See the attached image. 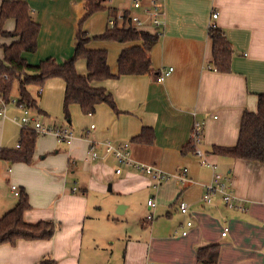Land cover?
<instances>
[{
	"label": "crops",
	"instance_id": "obj_1",
	"mask_svg": "<svg viewBox=\"0 0 264 264\" xmlns=\"http://www.w3.org/2000/svg\"><path fill=\"white\" fill-rule=\"evenodd\" d=\"M22 1L39 25L36 51L22 53L31 66L69 60L79 27L91 37L108 28L107 12L82 21L89 0ZM162 3L164 29L149 51L157 77L170 72L162 82L150 74L93 82L111 96L114 108L101 103L84 112L71 104L68 116L62 79L28 89L41 124L68 128L73 140L67 145L51 134L37 135L31 164L0 160V217L17 202L10 191L15 185L28 195L30 209L23 220L51 221L59 229L50 240L1 245L0 264H37L44 258L55 264H198L197 250L210 245L219 248L215 264H264V164L211 154L213 146H235L243 112L255 113L264 94V0ZM209 24L222 34L216 42ZM14 28V20L4 23V31ZM16 40L0 37V60L3 47ZM131 46L93 40L87 48L106 51L116 74L119 55ZM76 72L87 73L84 60L76 62ZM15 85L17 96L12 91L10 98L18 99ZM20 115L10 105L0 117V149L20 142ZM194 122L203 124L199 148L205 159L231 176L234 204L245 211L226 207L218 196L211 205L201 202L202 184L210 181L212 170L187 149ZM144 129L152 131V139L133 140ZM89 141L127 142L134 162L168 174L186 168L192 183L180 188L168 181L154 188L149 176L103 150L91 159ZM179 201L188 204L186 214L179 212ZM149 214L152 220H146Z\"/></svg>",
	"mask_w": 264,
	"mask_h": 264
},
{
	"label": "trees",
	"instance_id": "obj_2",
	"mask_svg": "<svg viewBox=\"0 0 264 264\" xmlns=\"http://www.w3.org/2000/svg\"><path fill=\"white\" fill-rule=\"evenodd\" d=\"M104 0H89L88 11L82 21L95 13L107 12L108 19L115 17L119 9L105 6ZM15 21L12 32L4 31L7 20ZM108 23V22H107ZM39 25L32 20L30 9L22 0H2L0 4V37L17 38L9 46H4L3 60H0V97L7 100L13 86L18 84V101L34 112H38L37 102L29 93L30 87H42L51 78H60L65 83L63 109L68 116L71 104H78L84 112H91L97 104L105 103L114 108L111 96L103 89L92 87L93 82L114 79L121 75L150 74L157 78L151 66L149 51L158 41V35L146 31H138L132 27L107 28L103 34L89 36L80 27L76 33V45L73 56L63 64L44 62L31 66L22 58V53H34L37 49ZM213 40L221 39L219 30L210 31ZM112 41L121 44H132L123 50L117 59V73L112 74L107 64V52L90 50V41ZM86 62L87 73L79 75L76 72V62ZM148 136L152 139V131L144 129L133 140H143ZM37 134L32 129L21 130L18 148L0 149V160L8 163L31 164ZM187 149L192 152L191 140ZM211 154L228 157L233 160H243L264 164V94L258 96L255 113L244 111L241 117L238 138L233 147L211 148ZM30 209L28 195L24 189L19 190L15 206L0 217V246L15 245L18 240L36 241L50 240L59 225L51 221H40L28 224L23 220V213ZM219 248L210 245L197 250L198 264H215ZM37 264H55L51 258H44Z\"/></svg>",
	"mask_w": 264,
	"mask_h": 264
},
{
	"label": "built area",
	"instance_id": "obj_3",
	"mask_svg": "<svg viewBox=\"0 0 264 264\" xmlns=\"http://www.w3.org/2000/svg\"><path fill=\"white\" fill-rule=\"evenodd\" d=\"M2 1V0H1ZM111 1V0H108ZM126 7L119 10L115 17L108 19V27L114 28L118 27H132L138 31L151 32L161 36L164 29V6L162 0H123ZM212 18H217V13L212 14ZM215 24H209L208 30L211 31L215 29ZM170 72H165L156 78L157 82H162L164 76L168 75ZM41 92V91H40ZM39 92V93H40ZM13 105L20 112L21 115L18 122L21 129H32L37 135H53L59 143H65L70 145L73 140L72 132L65 127H45L41 124L37 112L32 111L27 108L25 104L18 101V99L8 98L7 100L0 97V117L4 118L6 116L7 107ZM91 116V113H88ZM203 124L200 122H194L190 134V140L193 146V154L201 159V162L212 170V175L210 181L202 184L203 194L201 197V202L206 205H211L213 203L214 197L218 196L222 201L223 205L228 208H238L241 211H245L243 207L234 204L235 196L233 193V187L231 184V176L220 172L217 169L216 164L208 163L205 159V154L200 150V138L202 132ZM90 129L95 130V126L91 125ZM19 147V143L16 148ZM129 144L125 142L121 146H116L111 142L98 143L95 141H89V155L91 159L95 160L98 157V153L103 150L105 153L112 155L119 163L133 166L135 169L140 170L153 180V187L157 188L164 182L173 181L176 186L183 188L186 184L192 183V180L188 176V170L186 168L181 169L173 174L165 173L153 166L143 165L134 162L131 158V153L129 149ZM119 174L120 170H116ZM11 193L15 196H19L18 187L15 185L10 186ZM73 192L76 188H73ZM149 209L155 207L153 200L147 202ZM178 210L181 214H186L188 212V204L184 201L178 202ZM153 215L149 214L146 220H152ZM227 230L224 229L222 236H225Z\"/></svg>",
	"mask_w": 264,
	"mask_h": 264
},
{
	"label": "rangeland",
	"instance_id": "obj_4",
	"mask_svg": "<svg viewBox=\"0 0 264 264\" xmlns=\"http://www.w3.org/2000/svg\"><path fill=\"white\" fill-rule=\"evenodd\" d=\"M110 3L115 5V7L119 8V9H122V8L126 7V4H125V2L123 0H111ZM101 17L102 16H99L98 18H101ZM12 91L14 93L13 95L17 96V87H16V85L13 86V90ZM4 192L6 193V191H4Z\"/></svg>",
	"mask_w": 264,
	"mask_h": 264
}]
</instances>
